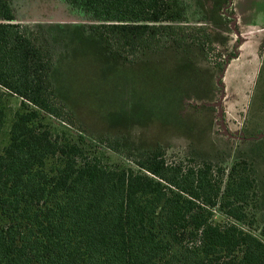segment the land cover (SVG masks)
<instances>
[{"label": "trees", "instance_id": "obj_1", "mask_svg": "<svg viewBox=\"0 0 264 264\" xmlns=\"http://www.w3.org/2000/svg\"><path fill=\"white\" fill-rule=\"evenodd\" d=\"M62 1L93 23L72 47L104 61L103 71L132 72L129 95L144 125L192 132L197 115L213 111L183 110L188 93L200 98L216 80L206 43L182 25L185 0ZM227 3L217 2L222 18ZM121 56L127 69L108 62ZM61 66L0 0V130L2 98L20 100L0 152V264H264V176L254 170L264 138L226 167L200 152L172 159L159 143L127 156L130 165L104 166L71 131L42 123L66 122Z\"/></svg>", "mask_w": 264, "mask_h": 264}, {"label": "rangeland", "instance_id": "obj_2", "mask_svg": "<svg viewBox=\"0 0 264 264\" xmlns=\"http://www.w3.org/2000/svg\"><path fill=\"white\" fill-rule=\"evenodd\" d=\"M9 1L16 22L46 49L52 64L58 61L62 65L58 74L71 104L63 103L68 112H62L60 117H65L66 122L44 115L42 123L53 122L59 134L71 131L74 140L102 165H130L127 156L159 143L172 159L200 152L215 166L224 163L226 167L237 153L241 158L249 156L244 149L246 142L264 138V0H229L223 6L227 18L221 17V11L216 14L218 0H185L182 25L195 29L190 36L206 43L205 64L216 76L215 88L210 90L206 86L204 92H199L200 98L188 93L182 101L185 112L202 105L213 110L197 115L192 132H187V128L185 132L171 130L159 123L144 125V109L133 105L129 95L132 72L119 67L113 72L103 71L104 61L80 55L78 44L72 47V39L82 36L81 30L88 34L93 29L89 18L62 0ZM73 29H79L80 35ZM233 50L236 56L227 59ZM129 61L124 56L108 59L123 69H127ZM219 66H224L221 74ZM19 103L15 96L2 98L5 118L0 130V152L8 142V131ZM120 118L123 120L119 121ZM109 120L114 121L103 125ZM110 141L119 142L117 151L110 148ZM184 163L188 161L185 159ZM254 170L259 177L264 176V154H256ZM214 219L228 222L217 213Z\"/></svg>", "mask_w": 264, "mask_h": 264}]
</instances>
